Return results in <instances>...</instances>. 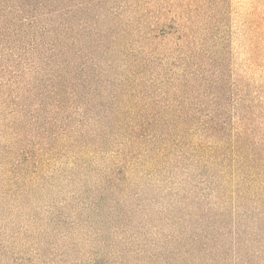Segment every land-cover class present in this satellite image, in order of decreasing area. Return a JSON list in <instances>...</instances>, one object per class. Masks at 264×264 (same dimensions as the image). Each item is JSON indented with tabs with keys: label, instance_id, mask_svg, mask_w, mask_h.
Listing matches in <instances>:
<instances>
[{
	"label": "rangeland",
	"instance_id": "1",
	"mask_svg": "<svg viewBox=\"0 0 264 264\" xmlns=\"http://www.w3.org/2000/svg\"><path fill=\"white\" fill-rule=\"evenodd\" d=\"M221 1L207 6L186 89L183 4L163 0L148 18L158 27L155 89L188 92L182 138L146 163L99 155L13 207L0 202L5 264H264V0Z\"/></svg>",
	"mask_w": 264,
	"mask_h": 264
},
{
	"label": "trees",
	"instance_id": "2",
	"mask_svg": "<svg viewBox=\"0 0 264 264\" xmlns=\"http://www.w3.org/2000/svg\"><path fill=\"white\" fill-rule=\"evenodd\" d=\"M161 1L0 0V202L13 207L29 188L99 155L146 163L182 138L174 131L188 122V92L155 89L158 27L147 24ZM173 2L183 4L175 32L186 89L210 0ZM8 253L0 244V264Z\"/></svg>",
	"mask_w": 264,
	"mask_h": 264
}]
</instances>
